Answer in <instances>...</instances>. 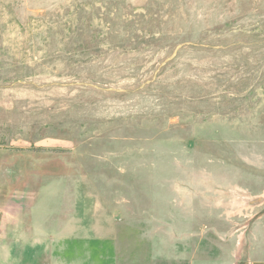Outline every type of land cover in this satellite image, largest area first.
<instances>
[{
	"label": "rangeland",
	"instance_id": "rangeland-1",
	"mask_svg": "<svg viewBox=\"0 0 264 264\" xmlns=\"http://www.w3.org/2000/svg\"><path fill=\"white\" fill-rule=\"evenodd\" d=\"M13 204L49 233L59 211L116 247L189 234L264 257V0H0Z\"/></svg>",
	"mask_w": 264,
	"mask_h": 264
},
{
	"label": "crops",
	"instance_id": "crops-1",
	"mask_svg": "<svg viewBox=\"0 0 264 264\" xmlns=\"http://www.w3.org/2000/svg\"><path fill=\"white\" fill-rule=\"evenodd\" d=\"M42 212L27 221V207L16 210L13 204L0 209V264H264L261 256L241 258L240 241L235 249L225 251L228 241L209 249L208 237L202 235L188 234L183 243L173 239L162 244L149 241L154 239L152 235L141 234L135 242L123 239L116 247L118 242L112 236H92L88 229L86 235H81L73 218L63 220L59 211L58 231L50 234ZM169 236L176 237L175 233Z\"/></svg>",
	"mask_w": 264,
	"mask_h": 264
}]
</instances>
